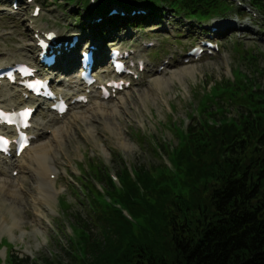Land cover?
Here are the masks:
<instances>
[{
  "label": "rangeland",
  "instance_id": "rangeland-1",
  "mask_svg": "<svg viewBox=\"0 0 264 264\" xmlns=\"http://www.w3.org/2000/svg\"><path fill=\"white\" fill-rule=\"evenodd\" d=\"M91 1L88 12L57 0H0V64L10 58L34 64L35 48H28L44 32L64 37L65 47L75 36L80 41L71 72H46L55 93L67 102L65 114L25 98V106L35 108L27 131L31 145L23 157L0 155V264H12L10 257L19 264H69L80 245L79 218L89 222L93 236L100 234L79 180L89 161L105 167L117 186L115 172L122 163L130 173L134 167L171 169L168 152L181 143L187 126L206 119L199 106L212 87L226 81L236 87V79L245 76L264 88V10L249 0H229V14L207 24L162 12L142 28L121 22L101 25L104 20L93 14ZM206 41L213 50L205 48ZM83 42H97L106 55L105 62L95 56L96 82L88 88L75 72ZM193 48L203 49L201 55H189ZM111 49L134 57L131 74L112 73ZM110 81L122 82V89L107 87L110 96L103 99L98 87ZM17 89L16 84L8 87L5 98L12 104L20 96ZM80 95L85 101L74 102ZM2 99L0 93L5 108ZM221 107L223 113L228 110L226 104ZM212 112L221 117L214 108ZM9 130L0 127V134ZM42 146L48 155L41 153ZM91 182L101 191V183Z\"/></svg>",
  "mask_w": 264,
  "mask_h": 264
},
{
  "label": "trees",
  "instance_id": "trees-1",
  "mask_svg": "<svg viewBox=\"0 0 264 264\" xmlns=\"http://www.w3.org/2000/svg\"><path fill=\"white\" fill-rule=\"evenodd\" d=\"M57 1L88 12L92 2ZM93 1L101 25L140 28L162 12L207 24L229 14L232 4ZM249 2L264 10V0ZM112 8L122 15L108 16ZM236 80V87L217 84L211 98L201 101L200 113L207 117L187 126L181 143L168 152L171 169L134 167L130 173L122 163L117 186L105 167L89 161L79 180L100 234L93 236L89 222L79 218L80 245L69 264H264V88L245 76ZM213 108L221 117L215 118ZM92 180L101 183V191ZM10 262L21 261L10 257Z\"/></svg>",
  "mask_w": 264,
  "mask_h": 264
},
{
  "label": "bare ground",
  "instance_id": "bare-ground-1",
  "mask_svg": "<svg viewBox=\"0 0 264 264\" xmlns=\"http://www.w3.org/2000/svg\"><path fill=\"white\" fill-rule=\"evenodd\" d=\"M47 32H44V34H46ZM48 33H52V34H54L53 33V31H49ZM44 34H42V35H44ZM54 36H55V39H54V41L53 42H51L50 44L52 45V55H55L58 59H57V61H58V65L56 66V68H54V71H61L62 72V70H65V71H68V72H71L72 71V69L74 68L73 67V62H74V59H75V54H77V51H78V49H77V46H78V44L77 45H75L73 48H68V49H65V46H64V43H65V41H64V37H62V36H59V34H54ZM36 38H38V36L36 37ZM38 41H35V47H34V45H29V48L28 49H33V48H35V58L33 57V62L34 63H37V61H38V56H37V52H36V43H37ZM80 42V41H79ZM86 43L87 42H83V51L85 50V49H87V51H90V52H92V53H94V55L95 56H98L97 58H98V62H102V61H104L105 62V60H106V55L104 54V53H101V46L97 43V42H94V43H90L89 45H86ZM72 43H70V45H71ZM90 47H92V48H90ZM78 55V54H77ZM96 58V59H97ZM122 58H124V60H127L128 62V65H130L132 62H133V60H134V57L133 56H126L125 54H122ZM15 63H21V64H26L25 62H20V61H17L16 59H14V58H10V59H8V62H5V63H2V64H0V67H6V66H13ZM76 63H77V60H76ZM78 66V65H77ZM110 74H108V76H109ZM16 79H19L18 77L16 78ZM4 80L5 81H3L2 82V84L0 85V93H1V95H2V97H3V99H2V102H4V103H6V101H7V103L4 105L5 106V108H2V107H0V109H2V110H4V111H10V112H14V111H17V110H19V109H22V108H25V104L27 103V100H25V98H23V96H22V93L23 92H26L23 88H21L20 86H19V82L21 81V82H23V80L24 79H20V80H17V87H19V89H17V91L18 92H20V96L18 95V100H17V102L16 103H14V104H12L10 101H8L9 99H10V97H8V98H5V96L6 95H9V91H8V87H9V85L11 84L10 83V81L9 80H7V79H5L4 78ZM57 90V89H56ZM99 96H102V90H100V92H99ZM31 97V96H30ZM57 100H59V99H57ZM39 104H41V103H39ZM16 105H22L21 107H19V108H17L16 109ZM59 135V134H58ZM30 145H31V142H30ZM39 148V147H38ZM47 147H43L42 146V150H41V153H45V155H48V152H47V150H45ZM28 149V148H27ZM27 149H25L24 150V152H23V154H21L20 156H22L23 157V155L27 152ZM48 149H49V147H48ZM45 150V151H44ZM40 152V151H39ZM52 152V151H51ZM50 153V152H49ZM53 153V152H52ZM13 154H15V152H13ZM55 155V154H54ZM15 156V155H14ZM13 156V157H14ZM53 158V157H52ZM34 165V163H33V161L32 160H30V162H29V164H28V166H27V169H28V171H32L33 170V168H32V166ZM34 167H36V166H34ZM35 169V168H34ZM47 169V168H46ZM48 171V170H47ZM50 171V170H49ZM48 174V173H47ZM49 182V181H48ZM6 185V184H5ZM9 188V187H8ZM4 192H5V190H4ZM3 192V193H4ZM7 193V192H6ZM5 193V194H6ZM11 193V192H10ZM16 193V192H15ZM9 196V195H8Z\"/></svg>",
  "mask_w": 264,
  "mask_h": 264
},
{
  "label": "snow or ice",
  "instance_id": "snow-or-ice-1",
  "mask_svg": "<svg viewBox=\"0 0 264 264\" xmlns=\"http://www.w3.org/2000/svg\"><path fill=\"white\" fill-rule=\"evenodd\" d=\"M7 141L3 140V138H0V144H6Z\"/></svg>",
  "mask_w": 264,
  "mask_h": 264
}]
</instances>
